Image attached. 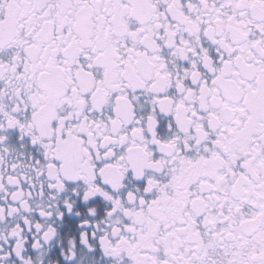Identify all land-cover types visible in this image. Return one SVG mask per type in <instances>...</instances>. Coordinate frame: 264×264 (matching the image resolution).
<instances>
[{
	"label": "snow or ice",
	"instance_id": "obj_1",
	"mask_svg": "<svg viewBox=\"0 0 264 264\" xmlns=\"http://www.w3.org/2000/svg\"><path fill=\"white\" fill-rule=\"evenodd\" d=\"M0 264H264V0H0Z\"/></svg>",
	"mask_w": 264,
	"mask_h": 264
}]
</instances>
